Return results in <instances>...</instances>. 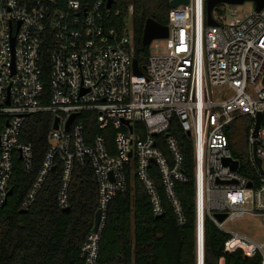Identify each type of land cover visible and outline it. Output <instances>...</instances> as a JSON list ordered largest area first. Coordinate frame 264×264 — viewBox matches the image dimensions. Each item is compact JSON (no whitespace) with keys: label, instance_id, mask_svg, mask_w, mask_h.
Listing matches in <instances>:
<instances>
[{"label":"built area","instance_id":"1","mask_svg":"<svg viewBox=\"0 0 264 264\" xmlns=\"http://www.w3.org/2000/svg\"><path fill=\"white\" fill-rule=\"evenodd\" d=\"M235 5L230 23L212 15L215 26L205 25L206 0L171 7L168 39L152 42L143 75L135 76L133 6L123 17L114 5L108 9L98 0H37L32 5L0 0V209L13 191L16 160L27 174L33 170V146L22 140L26 118L52 113L54 121L59 118L58 129L52 126L48 133L47 152L21 211L34 204L57 164L62 166L58 204L69 208L75 168L90 162L101 218L80 258L98 264L109 204L129 191L130 180L141 183L153 214L163 216L161 190L150 172L155 165L165 200L183 227L186 217L175 187L188 178L184 154L170 133L177 122L193 148L198 232L209 218L230 236L225 252L260 255L264 264V241L225 230L227 221L245 215L264 218V7L257 11L253 2L250 11L240 13ZM157 42L165 45H154ZM81 114L95 120L97 133L91 143L86 124L78 120ZM259 114L262 122L255 135ZM241 118L248 128L245 162L233 157L228 134ZM226 160L237 162V170ZM244 168L257 180L240 173ZM215 214L227 218L220 223Z\"/></svg>","mask_w":264,"mask_h":264},{"label":"trees","instance_id":"2","mask_svg":"<svg viewBox=\"0 0 264 264\" xmlns=\"http://www.w3.org/2000/svg\"><path fill=\"white\" fill-rule=\"evenodd\" d=\"M17 1L21 5H32L37 0ZM113 1L114 8L121 10L123 17L127 16L129 6H133L134 59L143 71L149 57V48L142 43L145 24L151 19L167 26L170 0ZM43 85V101L47 103L50 99V67L47 59L44 61ZM90 117L91 114L78 117L86 124L88 143L97 133L95 120ZM53 122L52 113H39L29 115L24 123L22 140L33 146V170L27 174L21 161L16 160L11 181L13 191L7 204L0 209V264H85L80 258L81 248L93 230L98 209V186L90 162L85 167L75 168L69 187L68 212L59 206L57 198L62 177L61 164H57L48 176L30 209L21 211L22 201L40 172ZM229 129L232 155L245 162L246 119L236 120ZM170 133L176 137L185 157L183 171L188 181L177 183L175 187L186 217L185 226H178L165 200L157 168L151 165V176L161 190L165 205L163 216L153 214L141 183L136 179L130 180L129 191L118 194L109 204L98 264H198L193 148L177 122L172 124ZM108 141H112V138H108ZM240 173L257 180L251 170L245 171L244 168ZM229 237L209 218H205L204 264H261L260 255L247 258L241 251L225 252Z\"/></svg>","mask_w":264,"mask_h":264},{"label":"water","instance_id":"3","mask_svg":"<svg viewBox=\"0 0 264 264\" xmlns=\"http://www.w3.org/2000/svg\"><path fill=\"white\" fill-rule=\"evenodd\" d=\"M244 1L255 2L257 11H260L264 7V0H206L207 25H209V26H215L216 25L215 21L212 19V11L216 5H218L222 2H228L230 4H239V3H243ZM113 4H114L113 0H107L106 7L108 9H110V8H112ZM187 4H188V0H173L171 2V7L177 8L180 5H187ZM168 37H169V29L167 26H162V25L158 24L157 22L149 19L145 24L142 43L145 47H149L153 41L165 40V39H168ZM133 70H134L135 76H142L143 75V72L140 69L139 64L136 60H134V62H133ZM74 118H75V115H72L71 118L69 119V121L66 125L67 131L70 130V126H71ZM261 122H262V115L259 114L257 117L255 135H257V132L261 127ZM58 123H59V118H55L54 125H53L55 130L58 129ZM256 145L257 144H255V147H256ZM225 162L227 164L232 163L233 170L234 171L237 170V165H238L237 162H232V160H226ZM257 163H258V166L260 168V160L259 159H257ZM251 187H252V185L249 184L248 188H251ZM9 194L10 195L12 194V190L9 192ZM69 210H70L69 208L64 209L65 212H68ZM214 217L220 223H223L226 220L227 215L226 214H215ZM100 218H101V213H100V211H97L95 214V220H94V228H93L94 233H96L98 231V227L100 224ZM200 248H201V253H200ZM199 253L201 254L200 256H199ZM198 264H204V228L202 225H201L200 230L198 232Z\"/></svg>","mask_w":264,"mask_h":264},{"label":"rangeland","instance_id":"4","mask_svg":"<svg viewBox=\"0 0 264 264\" xmlns=\"http://www.w3.org/2000/svg\"><path fill=\"white\" fill-rule=\"evenodd\" d=\"M219 7H215L212 11L213 18L215 20H222L226 23H230L233 20L232 9L233 4L228 2H222L218 4ZM240 13L248 12L252 9L253 1H247L243 4L235 5ZM207 25V23L205 24ZM164 46V42H157L154 45ZM244 151V149H243ZM225 230L229 233L237 232L245 235L257 242L264 241V218L253 217L251 215H245L242 218H238L234 221H227L225 223Z\"/></svg>","mask_w":264,"mask_h":264},{"label":"bare ground","instance_id":"5","mask_svg":"<svg viewBox=\"0 0 264 264\" xmlns=\"http://www.w3.org/2000/svg\"><path fill=\"white\" fill-rule=\"evenodd\" d=\"M200 253H201V248H200ZM200 253H199V256L201 255Z\"/></svg>","mask_w":264,"mask_h":264}]
</instances>
